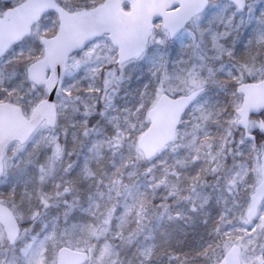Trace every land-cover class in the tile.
Returning <instances> with one entry per match:
<instances>
[{
  "label": "snow or ice",
  "instance_id": "obj_1",
  "mask_svg": "<svg viewBox=\"0 0 264 264\" xmlns=\"http://www.w3.org/2000/svg\"><path fill=\"white\" fill-rule=\"evenodd\" d=\"M0 264H264V0H0Z\"/></svg>",
  "mask_w": 264,
  "mask_h": 264
}]
</instances>
